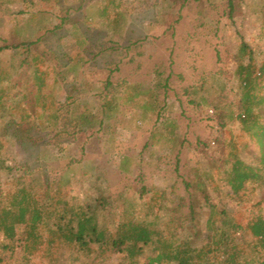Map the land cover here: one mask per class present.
I'll list each match as a JSON object with an SVG mask.
<instances>
[{
  "label": "rangeland",
  "instance_id": "1",
  "mask_svg": "<svg viewBox=\"0 0 264 264\" xmlns=\"http://www.w3.org/2000/svg\"><path fill=\"white\" fill-rule=\"evenodd\" d=\"M3 1L0 4L1 37H7L22 16H27V12H35L38 14L36 21L48 25V28L56 26L54 31L44 33L46 35L39 47H46L65 59L63 54L72 52L68 32L75 22L90 39L89 49L98 51L103 33L81 21L83 9L79 5L83 0H55L49 3L42 0ZM120 1L126 24L123 37H113L119 41V48L98 55L91 62L93 68L90 70L96 72L109 64H116L118 70L111 76L115 83L122 80L137 82L141 90L158 85L159 115L146 116L143 120L141 110L138 109L136 114V108L121 105L119 112L104 120L101 126H91L85 131H75L71 126L73 123L65 119L67 113L53 129L40 127L35 114L31 127L27 124L16 128L11 124L4 125L3 120L10 118L2 116L0 138L4 150L0 167L24 164L43 179L67 170H70V175L75 171L77 174L66 186L68 195L91 203L101 193L110 196L111 200L117 195H131L133 201L145 207L155 191L163 192L158 200L160 204L178 206L169 215L179 216L176 220L179 219L177 221L183 227L178 222L171 225L175 229V224L180 233L186 231L188 223L184 214L189 209V192L196 199L192 202L198 212L196 217L201 221L195 222L196 218L194 225L200 226L204 233L202 222L206 216L201 212L208 210L207 203L231 212L241 207V213L251 215L250 211H256L253 205L256 198L236 203L231 198L230 186L223 180L221 170L229 166L225 159L230 160L232 140L240 146L249 141L237 116L239 83L233 72L236 47L241 39L254 47L257 62L264 59V36L260 33L264 12L260 13L259 6L264 0L240 1L233 21L224 15L220 0H212L211 3H206L207 0H175L176 7L165 12H170V16L162 13L160 17L155 0ZM18 38L24 37L21 35ZM9 57L6 53L1 56V61H7ZM155 67L164 70L160 77L154 74ZM213 74L215 78L211 77ZM166 77V85L159 86L160 79ZM6 84L2 82L1 85ZM72 84H78V79L69 76L65 83L59 80L53 86L56 106L63 105L62 113L70 109L65 103L67 96L76 101L80 110L86 109L95 114L100 111L91 92L85 93L80 88L73 91ZM124 87L122 82L120 89ZM2 114L0 111V116ZM168 121L173 122V131L178 137L173 147L151 137L152 133L169 132ZM249 148L254 146L251 144ZM124 155L135 159L127 168L121 165ZM186 180L191 185L185 186ZM202 180L204 191L195 187V182ZM9 181L12 178L0 171V191L6 189ZM135 185H144L147 193L139 195L134 192ZM179 197L183 198V205ZM116 203L118 206L113 210L118 213L122 203L114 201ZM261 207L264 208V203ZM154 209L157 211V204ZM157 212L161 214L162 227L165 217L162 210ZM152 254V247H146L139 256L138 264ZM67 256L63 259L64 264H91L89 257L81 253L70 252ZM125 257V252H115L105 261L97 260V264H128ZM29 259L30 264L45 263L38 253Z\"/></svg>",
  "mask_w": 264,
  "mask_h": 264
},
{
  "label": "trees",
  "instance_id": "2",
  "mask_svg": "<svg viewBox=\"0 0 264 264\" xmlns=\"http://www.w3.org/2000/svg\"><path fill=\"white\" fill-rule=\"evenodd\" d=\"M42 1L49 3L55 0ZM106 1L103 4L98 0H83L79 5L83 9L81 21L103 33L96 52L89 49L90 39L75 22L68 32L72 52L63 54L65 59L46 47H39L46 35L44 33L54 31L56 26L51 29L36 21L38 14L35 12L26 11L29 14L22 16L7 37L0 36V111L3 113L0 121L2 116L10 118L3 120L4 125L11 124L16 128L30 124L31 127L35 114L40 127L53 129L67 113L65 119L73 123V129L85 131L91 126H101L104 120L119 112L121 105L136 108V112L133 110L136 114L138 109L141 110L143 120L146 116L159 115L158 85L141 90L137 82L122 80L115 83L111 76L118 70L116 64H109L96 72L90 70L93 68L91 62L102 52L118 50L119 41L113 37H123L125 30L122 2ZM240 1H219L228 20L233 21ZM154 2L160 10L157 12L159 17L177 5L175 0ZM3 3L0 0V4ZM259 6L260 13L264 12V3ZM169 13L165 14L170 16ZM168 28L171 29L172 24ZM260 31L264 36V21L260 24ZM21 35L23 40L18 38ZM6 53L10 57L2 62L1 56ZM235 56L233 74L239 83L237 116L249 141L240 146L232 140L230 160L225 159L229 166L221 171L223 180L230 186L231 198L238 204L256 198L253 203L256 211L252 210L251 215L245 216L240 212V206L231 212L207 203L208 210L201 212L206 216L202 222L205 235L200 226L194 225L198 212L192 202L196 199L189 192V209L184 214L189 224L186 231L180 233L175 225L179 216H170L178 206L160 204L158 200L163 192L155 191L149 203L145 204L146 208L133 201L131 195H117L111 200L110 196L101 193L91 203L68 195L66 186L77 174L75 171L71 175L67 170L43 179L24 164L10 166L4 163L0 171L12 181L0 191V264H30L29 257L36 253L45 260L44 264H64L63 259L69 257L67 254L70 252L88 256L91 264H97V260L105 261L115 252H125L128 264H138L139 256L148 246L152 247L153 254L145 257L142 264H264V208L261 207L264 203V59L257 62L254 47L244 39L237 44ZM162 73L163 69L154 68L157 77ZM69 76L78 79V84H72V90L80 88L85 93L91 92L100 111L95 114L80 110L76 101L67 96L65 103L70 109L62 113L63 105L56 106L53 86L59 80L65 83ZM167 79H160L159 86L164 87ZM2 82L7 84L1 85ZM122 82L125 83L124 89H120ZM172 123H167L169 132L152 133L154 141L171 147L176 145L178 137ZM251 144L254 148H249ZM3 150L0 138V159ZM134 162L131 155L121 158L123 168ZM184 183L185 186L191 185L189 180ZM203 183V180L196 181L195 187L204 191ZM133 188L139 195L148 191L144 185ZM178 199L183 205V198ZM114 201L122 203L118 213L113 210L118 206ZM156 204L157 211L162 210L165 217L162 227L161 214L154 209ZM195 222L201 223L199 218ZM173 223L175 229H172ZM179 225L183 227V224Z\"/></svg>",
  "mask_w": 264,
  "mask_h": 264
}]
</instances>
